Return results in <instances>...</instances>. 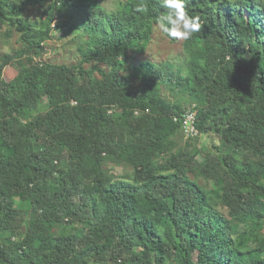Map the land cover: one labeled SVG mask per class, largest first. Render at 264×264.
<instances>
[{
	"label": "trees",
	"instance_id": "1",
	"mask_svg": "<svg viewBox=\"0 0 264 264\" xmlns=\"http://www.w3.org/2000/svg\"><path fill=\"white\" fill-rule=\"evenodd\" d=\"M102 1L0 0V34L38 54L11 81L14 55L0 61V264H264L250 232L264 226V0H186L202 28L184 62L129 67L164 9ZM65 25L88 36L75 64L44 59ZM193 102L201 132L221 133L211 154L176 139Z\"/></svg>",
	"mask_w": 264,
	"mask_h": 264
},
{
	"label": "rangeland",
	"instance_id": "2",
	"mask_svg": "<svg viewBox=\"0 0 264 264\" xmlns=\"http://www.w3.org/2000/svg\"><path fill=\"white\" fill-rule=\"evenodd\" d=\"M103 6L112 10L117 7L119 0H103ZM40 12H36L30 9L27 16L31 19L36 17L40 18ZM72 20H70V23ZM87 33L82 34L81 30L71 31L69 25H65L53 31L52 37L46 41V51L49 52L47 60L53 63H66L75 64L80 60L79 45L83 42V39H87ZM184 41L173 40L160 33L158 30H154L153 38L149 42V46L145 53L137 54L127 63V67L131 62L141 60H152L156 62H170L178 66L185 60V53L183 48ZM23 49V43L20 39L19 32H14L12 36H7L4 33L0 34V61L1 56L4 53H12L14 60L9 63L4 69V77L6 80H13L18 77L21 68L27 65L32 59L37 58L38 54L34 50H30L26 53H21ZM23 54V55H22ZM39 58V57H38ZM175 70V66H173ZM130 71V68H127ZM98 76L99 73L97 72ZM163 95L170 101L178 104H188L189 99L185 92L180 90L174 81H165L162 86ZM49 108V100L47 97H43L37 112H44ZM217 126L209 127L206 131H203L198 137V140L188 138L183 132L182 128L177 134L176 139L180 145L186 141L202 148L204 153H213V146L220 143V131ZM13 152V150H11ZM11 152V153H12ZM14 153V152H13ZM150 156L148 151L146 157ZM152 156V155H151ZM206 156L203 154L202 156ZM107 167L113 170L118 176L130 175L132 173V167L126 165H119L112 162H107ZM227 212V211H226ZM251 237L253 242L260 240L264 237V226H255L251 228ZM132 243V242H131ZM92 264H101L94 263Z\"/></svg>",
	"mask_w": 264,
	"mask_h": 264
},
{
	"label": "clouds",
	"instance_id": "3",
	"mask_svg": "<svg viewBox=\"0 0 264 264\" xmlns=\"http://www.w3.org/2000/svg\"><path fill=\"white\" fill-rule=\"evenodd\" d=\"M159 5L164 11L157 15L154 30L177 41H188L201 31V18L189 13L186 0H159Z\"/></svg>",
	"mask_w": 264,
	"mask_h": 264
},
{
	"label": "built area",
	"instance_id": "4",
	"mask_svg": "<svg viewBox=\"0 0 264 264\" xmlns=\"http://www.w3.org/2000/svg\"><path fill=\"white\" fill-rule=\"evenodd\" d=\"M58 17L56 16L55 20H57ZM49 52H46L44 55V59L47 58ZM146 112H149L150 109L147 108L145 110ZM136 115H139L143 112L141 108H136L134 110ZM176 121H179L181 123V128L183 133L188 138H194L201 135V130L198 126L199 121V105L196 102L191 103L184 112H182L180 115H176L174 117Z\"/></svg>",
	"mask_w": 264,
	"mask_h": 264
},
{
	"label": "bare ground",
	"instance_id": "5",
	"mask_svg": "<svg viewBox=\"0 0 264 264\" xmlns=\"http://www.w3.org/2000/svg\"><path fill=\"white\" fill-rule=\"evenodd\" d=\"M60 21V20H59ZM53 28V27H52Z\"/></svg>",
	"mask_w": 264,
	"mask_h": 264
}]
</instances>
